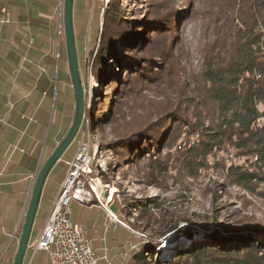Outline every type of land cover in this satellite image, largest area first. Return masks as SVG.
<instances>
[{"label": "trees", "instance_id": "1", "mask_svg": "<svg viewBox=\"0 0 264 264\" xmlns=\"http://www.w3.org/2000/svg\"><path fill=\"white\" fill-rule=\"evenodd\" d=\"M117 1L109 0L105 6L96 46L85 60L86 76L89 73L102 86L113 85L110 111L97 118V110L93 115L86 106L84 92L80 128L85 127V119L98 131L111 126L116 139L103 147L128 164L136 156L143 159L147 155L149 176L156 173L159 177L172 169L194 176L206 168L208 157L232 151L227 165L220 157L213 167L224 170L230 185L248 192L260 189L256 193L264 199V0H211L215 7L210 13L212 38L192 88L185 84L179 63L181 14L151 7L146 23L133 22L123 18ZM187 17L186 13L183 20ZM142 27L150 31L146 39L138 35ZM119 47L123 52H118ZM109 61L117 62L123 69L121 75L109 73ZM144 90L154 96L148 100L150 110L138 123L117 131L127 103ZM95 103L99 106L105 101ZM92 204L97 201L93 199ZM157 205L150 198L129 202L127 208L116 201L109 206L114 214L135 209L145 227L155 224L147 242L128 255L126 264H264V239L256 238L264 225L252 216L228 222L212 219L228 235L215 231L206 236L207 241L160 259L157 248L162 238L175 234L190 240L193 233L189 226L178 228L180 218L170 216L159 224L151 212Z\"/></svg>", "mask_w": 264, "mask_h": 264}, {"label": "rangeland", "instance_id": "2", "mask_svg": "<svg viewBox=\"0 0 264 264\" xmlns=\"http://www.w3.org/2000/svg\"><path fill=\"white\" fill-rule=\"evenodd\" d=\"M108 1L74 0L72 13L77 65L83 89L86 92L85 103L93 115L97 110V118L101 113L107 115L110 111L113 85L102 86L93 77H90L89 73L87 77L85 60L96 46L97 41L94 42V39L97 35L98 22L101 21ZM117 2L123 18L133 22L140 21L143 24L147 21V12L155 7L162 12L177 10L181 14L178 22L179 27L181 26L180 36L182 39L179 63L185 73V84L191 85V88L192 82L197 84V76L204 60L203 53L207 50L213 33L210 13L214 11L215 7H212L211 0H118ZM80 3L82 4L80 5ZM186 13L188 17L183 20ZM147 30L149 29L142 27L138 33L139 37L144 39L149 37L150 31ZM117 50L120 53L123 52L121 47ZM65 60L64 49L60 57L56 51L53 112L56 115L60 111L66 116L68 114L69 122L72 123L75 102L73 88H70L71 97L64 90V86H66L63 81ZM109 66L110 74L121 75L123 69L120 70L121 68L117 67L116 61H109ZM66 72L68 74V66ZM68 79L70 80V74ZM184 88L186 87L183 85L182 89ZM98 99L104 100V105L97 106L95 102ZM150 99H154V96L144 90L133 102L127 103L128 106L122 111L116 130L123 132L142 120L151 108L148 103ZM111 128V126H104L102 131H98L92 121L87 122L85 119V127L79 128L69 154L73 150L76 152L78 142L81 137L84 138V142L88 143L89 153L94 154V159L91 162L93 185L100 193L101 198L109 201L110 205L116 201L120 206L127 208L129 202L153 198L156 199L158 205L152 208L151 212L156 215L159 224L164 223V220L171 216L173 220L183 219L178 222V228L183 226L192 228L193 237L190 240L175 234L162 238L157 248L160 259H170L178 252L207 241L206 236L215 231L221 235H228V232L214 226L211 223L212 219L228 222L230 219L252 216L264 225V199L256 193L260 189H257L256 192H248L230 185L225 178L224 170L213 167L215 160L220 157L226 160L225 165H227L229 163L227 159L230 158V154H233L232 151L217 154L216 157H208L206 168L198 171L194 176L189 175L187 171L182 172L176 169L160 174L159 177L156 176V173L149 176L147 155L143 159L136 156L137 160L128 164L118 160L112 151L103 147L116 139ZM241 162L240 160L235 163ZM86 187L88 188V185ZM128 212L115 213L124 223V227L114 229L107 222L104 211L97 207V204L89 205V203L81 204L73 201L68 208L71 222L84 227L86 237L89 236L94 240L93 246L98 254L112 255L120 260L123 258L126 260L130 253L135 252L143 243H146L151 228H155L154 221L150 227H145V222L137 217V210L130 209ZM186 220H189L187 222L191 224L186 223ZM258 234L260 236L256 238L263 240L264 231Z\"/></svg>", "mask_w": 264, "mask_h": 264}, {"label": "crops", "instance_id": "3", "mask_svg": "<svg viewBox=\"0 0 264 264\" xmlns=\"http://www.w3.org/2000/svg\"><path fill=\"white\" fill-rule=\"evenodd\" d=\"M2 10L10 22L0 23V264H12L37 174L71 125L68 114L53 112L56 51L60 57L64 49L67 95L72 85L61 41V0H0V20ZM70 149L44 182L29 242L40 236L59 194L75 153L69 154ZM30 262L50 264L46 252L26 248L22 264Z\"/></svg>", "mask_w": 264, "mask_h": 264}, {"label": "built area", "instance_id": "4", "mask_svg": "<svg viewBox=\"0 0 264 264\" xmlns=\"http://www.w3.org/2000/svg\"><path fill=\"white\" fill-rule=\"evenodd\" d=\"M9 22L8 13L2 10L0 23ZM93 159L94 154L89 153L88 143L81 137L40 236L34 242H28L27 248L33 252H46L50 264H126L124 258L113 262L105 255L98 256L92 241L85 235L84 227L72 223L69 218L68 208L73 201L87 204L95 199L104 211L107 222L114 229L124 227V223L109 209V201L101 198L93 185Z\"/></svg>", "mask_w": 264, "mask_h": 264}, {"label": "water", "instance_id": "5", "mask_svg": "<svg viewBox=\"0 0 264 264\" xmlns=\"http://www.w3.org/2000/svg\"><path fill=\"white\" fill-rule=\"evenodd\" d=\"M61 7L68 69L75 98L74 116L66 135L54 148L37 174L12 264H22L23 262L44 182L50 170L53 168L56 162L59 161L62 154L74 141L83 119L84 89L76 58V48L72 24L73 0H61Z\"/></svg>", "mask_w": 264, "mask_h": 264}]
</instances>
